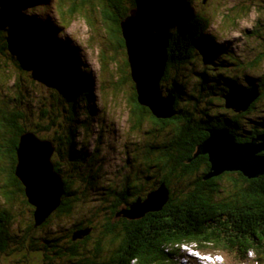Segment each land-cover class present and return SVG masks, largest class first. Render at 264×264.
I'll list each match as a JSON object with an SVG mask.
<instances>
[{"label":"trees","instance_id":"trees-1","mask_svg":"<svg viewBox=\"0 0 264 264\" xmlns=\"http://www.w3.org/2000/svg\"><path fill=\"white\" fill-rule=\"evenodd\" d=\"M21 1L23 0H0V54L7 52L10 57L15 58L14 53L6 50L10 48L11 43L18 44L17 49L23 52L25 58H29L30 64L41 71L43 79L48 84L57 85L62 79L65 85L64 88L59 87V96H62L61 98L69 105L67 120L72 123V127L65 128L63 134L58 135L55 132L53 139L58 140L59 148L62 149L60 153L64 155H60L61 159L67 158L74 170L84 172L89 166V160L86 159L84 152L77 151L78 132L80 129L85 132L83 126L79 127L78 109L81 107L79 96L84 92L83 89H91L93 86L91 75L80 69L81 60L76 48L70 42H65V39L64 41L60 39L63 31H60L56 24L43 17H31L30 13H28L30 19L24 20L22 17L17 19L21 12L26 13L34 7V0ZM97 1L100 14L104 18L112 39L117 43L118 49H125L120 23L129 16L131 9L140 8L146 17L155 20L156 31L161 33L168 42L170 57L161 89L164 95L171 93L175 98V116L172 118V123L177 125L183 122L185 128L178 131L173 129V127L176 128L174 125L169 126L170 128L160 126L159 121L152 117L148 109L137 104L134 92L133 97L129 99L131 103L129 101L127 103L130 109V122L133 124L132 129L140 130L144 123L149 125L152 123L150 131L146 133L151 136V142L144 139L143 144L146 145V151H143V155L146 160L151 155H154V158L149 159L143 173L154 171L158 178L156 176L155 184L145 194H140L144 187L140 188L135 178L133 181L127 180L128 184H124L126 185L124 189L116 186L101 190L105 192H100L101 205H103L100 210L108 212L115 222L113 226L106 227L105 232H102L103 237L104 235L108 237L109 252L104 261H100V257L106 253V250L100 248L99 241L97 243L99 246L90 257H87V262L78 261V264H182L181 260L187 259L182 250L184 245H190L202 254L222 255L225 264L226 262L264 264V176L248 180L240 173H225L224 176L205 180L209 172V168H206L208 160L195 156L198 145L206 140L204 136L207 128H220L227 125L229 131L238 138L243 131L251 130L250 128L254 125V127L263 125L261 132L264 131V109L261 107V102L264 101V75L258 80L259 84L252 82L257 81L255 76L259 74L258 68L264 65V51L260 47L261 50L257 51L252 58L244 60L230 53L226 55L223 49H214L213 39L209 38L211 34H206L210 22L193 10L194 0ZM41 2L44 6L48 5L46 0H41ZM251 2H256V0ZM82 6H84L83 3L75 2L70 15L74 16L77 9ZM238 8L240 11L244 9L243 7ZM11 16L15 18L11 19ZM225 18L233 22L237 21L229 16ZM7 22H12V25L7 26ZM6 29L10 30V35L7 37L4 36V34L8 35ZM258 38L264 43L263 34L258 35ZM216 52L217 57L214 54ZM197 54L206 57L200 56L206 62L207 60L210 62V68H221V74H216L226 76L224 78L229 84V89L238 87L242 93L257 94V98L245 113L235 119L228 118V114L213 113L222 99L217 98L220 102L210 100L216 97L213 95L212 88L213 74H207L204 71L206 67L203 70H197L194 67V56ZM120 66L118 71L122 75L123 71ZM127 66L126 61L125 67ZM231 69L233 72L230 71ZM189 75L193 77L194 84L185 83ZM125 79L132 83L130 75ZM125 79L119 83L121 84ZM257 86L259 90L252 92L251 89L256 90ZM132 88L134 90L133 83ZM206 93L207 97H205ZM22 94L23 91L19 90L15 106L9 100L0 101V159L2 160L0 173L8 174L9 187L13 192L25 198L22 185L15 177L19 138L22 134L29 132L22 124L26 118V113L22 109H24L23 106L29 104L25 102L30 99L25 96V102H23ZM210 94L212 96H209ZM86 96L92 98L90 93ZM201 98L203 103H201ZM206 98L209 99L206 101ZM59 103L60 100L52 105L57 108ZM176 112L179 115H176ZM258 114H261V117ZM47 115L48 112L43 111L41 118ZM55 115L48 123L38 125L34 133L37 136L39 133H49L56 125L58 117ZM162 137L164 142L158 144ZM55 169L60 172L56 167ZM146 179L148 180L147 177ZM63 181L65 195L62 205L51 218L60 214L68 216L73 210V205L79 201L77 193L79 187L73 188L72 181H69L72 183ZM156 184H158L157 188H155ZM161 184L169 190V201L160 212L147 214L135 221L119 216V213L126 209L125 207L138 198L145 199L147 194L157 190ZM96 185L99 191L100 186ZM228 185L232 189L230 194L224 192L223 188ZM94 189L92 188L90 192L96 193ZM128 189L133 191V196L127 197L131 192ZM12 191L11 195L14 197ZM82 193L84 191L81 195ZM3 196L4 199L10 201L11 198L6 191ZM124 196L129 198L127 204L121 201ZM24 203L28 205L26 199ZM12 218L13 215L8 210L0 211V256H3L0 260L6 257L8 258L6 264H20L9 260L23 254L20 253V246L25 245L29 237L24 235L25 238L22 241L19 243L16 241V237L12 234L15 225ZM50 219L45 225L50 222ZM33 223H35L34 217ZM79 224L76 231L88 228L91 230L88 236L76 242L67 238L69 240L66 243L67 247H63L59 239H42L45 242V251L53 255L48 258L47 254L42 253V259L54 260L55 257L62 264H76L72 262L79 259L76 254L77 249L85 244L95 231L91 223L80 222ZM21 235L19 237H22ZM35 243V241H29L25 252L31 251L32 254L33 251L34 259H39V252H37L39 249ZM28 256L29 253H26L24 257H21L28 261Z\"/></svg>","mask_w":264,"mask_h":264},{"label":"rangeland","instance_id":"rangeland-1","mask_svg":"<svg viewBox=\"0 0 264 264\" xmlns=\"http://www.w3.org/2000/svg\"><path fill=\"white\" fill-rule=\"evenodd\" d=\"M46 1H48V5L44 6L41 0H34V7L26 13L21 12L17 19L21 17L24 20L31 17H43L56 24L60 31H63V36L60 39H63V41L64 39L69 40L70 44L76 48L81 60L80 69L89 72L91 75L92 88H84V92L79 96L81 106L78 109L80 113L79 120L81 121H79V127L83 126L85 132L80 129L76 141L77 151L86 154L89 166L84 172L80 173L78 169L74 170L73 166L69 165L67 158L62 160L61 156H59V159L56 160V157L54 159L53 156V163L60 170V172H57L63 180L72 181L73 183H69L73 184V188L79 187L77 191L79 201L73 205V210L68 216L60 214L51 218L52 214L48 218V220L51 218L50 222L37 229L32 227L33 208L24 203L26 198L13 192L11 187H9V175L0 173V211L8 210L13 215L12 220L15 221V225L12 234L16 237L18 243L25 238L24 235L30 238L27 239L25 245L20 246V253H23L21 256L24 257L26 253H29L28 261L21 256L9 261L12 260V263L19 262L20 264H44L43 262L45 264H62L55 257L54 260L48 259L45 261L42 259V253L47 254L48 258L53 256L52 253L49 254L45 251V242L42 239H59L63 243L62 246L67 247L68 244L66 243L69 241L67 238L72 239L70 232L76 231L80 222L91 223L95 227V231L89 240L77 249L76 254H78L79 259L77 261L74 260L72 263L87 262V257H90L95 252L96 247L99 246L97 244L99 241L100 248L106 250V253L100 257V261H104L110 245L108 237L105 235L103 237L102 232L106 230V227L113 226L115 222L108 212L100 210V207L103 206L101 205L100 192H105L101 191L102 189L107 190L116 186L122 188L128 175L129 180L133 181L135 178L136 184L139 187H144L140 194L150 191L158 176L154 171L143 173L147 168L146 164L149 159L154 158V155H151L148 160L144 158L143 151H146V145L143 142L144 139L149 143L151 142V136L146 135V133L150 131L152 123L150 125L144 123L140 130L132 129L133 124L130 122V109L127 104L132 95V89H130L132 83L126 80L121 84L119 83L129 75V71L125 67L126 51L122 48L118 49L117 43L112 39L104 18L100 14L98 1ZM194 1L193 10L206 17L210 22V27L206 34H212L218 39L215 45L217 50L223 49L226 54L230 53L236 58L243 59L252 58L261 49L264 51V43L258 38V35H264V0H256V2H251L250 0ZM75 2L77 4L83 3L84 6L79 7L77 13L71 16L70 12ZM238 7H243L244 9L240 11ZM28 13H30L31 17L28 16ZM227 16L233 20L237 19V21L233 22L230 19H226L225 17ZM14 18V16H11V19ZM9 25L11 26L12 22H7V26ZM6 31L8 35L4 34L5 37L10 35V30L6 29ZM250 31L255 33L251 34L252 32ZM18 47V44L11 43L10 48L6 50L9 53H14L15 58L10 57L7 52H4L5 55L0 54V101L3 99L5 101L9 100L15 106L17 105L16 99H18L19 90L23 91V99L21 100L25 102L24 97L26 96L30 101H26L25 103L29 104L23 106L24 109L22 111L26 113V118L22 124L24 129L33 133L36 132L35 129H37L38 125L42 126L43 123H48L50 118L56 114L55 116L58 118L56 119L55 127L49 133L38 134L40 139L51 141L55 147L52 141H56V139H53L55 132L58 135L63 134L65 128L69 129L72 127V123L67 120L69 105L61 98L62 96H59V87L64 88L65 84L62 79L57 85L48 84L43 79L41 71L30 64L29 58H25L23 52L17 49ZM214 54L216 57L218 56L217 52ZM200 56L205 57L202 54L194 56V67L197 70H203L206 67L204 71L212 75L211 69L213 67L210 68V62L208 60L206 62ZM119 65L122 66H120L123 71L122 75L118 71ZM258 69V75H264V65ZM230 71L233 72L232 69ZM217 73L221 74V70ZM184 75H187V73H184ZM178 78L181 79L179 75ZM185 83L194 84L195 81L189 75ZM87 93H90L92 98L87 97ZM59 100L60 103L55 108L52 104ZM261 107L264 109V101L261 102ZM29 109L31 110L29 111ZM43 111L48 112L45 118H41ZM258 115L261 117V114ZM75 126H73V129H75ZM159 141L160 143L158 144L164 142L163 137ZM1 161L0 159V163H2ZM234 177L237 178V176ZM96 184L100 186L99 191L96 189L98 187ZM157 185L155 188H157ZM230 185L223 187L224 192H228V194L232 192ZM92 188H95L96 193L90 192ZM4 191L9 194L10 201L4 199ZM11 191L14 197L11 195ZM83 191L84 193L81 195ZM218 198H221V196H218ZM87 226L92 227L90 225ZM23 232L25 233L22 234ZM19 235L23 238L19 237ZM29 241L36 242L35 244L39 249L37 251L39 252V259H34L35 253L33 251L32 254L31 251L25 252L28 249L26 246H28ZM182 250L183 252L186 251L183 247ZM213 255H216V257L210 258L207 254L200 253V258L182 260V264L191 262L212 264V261H218V264H220L224 260L222 255ZM0 258H3V256H0ZM6 263H8V258L5 257L4 260H0V264ZM226 263L231 264V262Z\"/></svg>","mask_w":264,"mask_h":264},{"label":"water","instance_id":"water-1","mask_svg":"<svg viewBox=\"0 0 264 264\" xmlns=\"http://www.w3.org/2000/svg\"><path fill=\"white\" fill-rule=\"evenodd\" d=\"M120 28L127 57L126 69L134 85L131 97L135 92L137 104L148 109L156 120H171L175 116V98L171 93L163 95L161 90L170 59L167 40L156 31L155 20L146 17L140 8L131 9ZM256 98L254 93L222 95L225 108L236 113L245 112ZM196 150V157L207 156L209 172L205 180L225 173H240L248 180L264 176V134L250 143L239 144L227 130H210ZM55 151L51 141L42 140L33 132H26L19 138L15 177L22 185L28 205L33 208L35 229L44 225L60 208L65 195L63 178L53 163ZM168 201L169 190L161 184L145 199L138 198L123 209L119 216L139 220L147 214L160 212ZM90 231H75L72 241L85 238Z\"/></svg>","mask_w":264,"mask_h":264},{"label":"flooded vegetation","instance_id":"flooded-vegetation-1","mask_svg":"<svg viewBox=\"0 0 264 264\" xmlns=\"http://www.w3.org/2000/svg\"><path fill=\"white\" fill-rule=\"evenodd\" d=\"M210 39H213V41H212V43L214 44L213 45V47H214V49H216L217 50V48L215 47V45H216V42L218 41V39H217V37H215V36H213L212 34L210 35V37H209ZM227 55V54H226ZM244 60H246V59H244ZM221 70V68H212L211 69V73H213V78H214V83L212 84V88H213V95H215L216 97H213V98H210V100L212 101H217V102H220L217 98H219V99H222V95H225V94H228V93H237V92H240L239 90H238V87H234V88H230L229 89V84H228V82L226 81V79L224 78V77H226V76H224L223 77V75H218V74H216L218 71H220ZM263 77V75L261 74V75H256L255 76V78H257V81H252V82H254V83H258L259 84V79H261ZM235 88H237V89H235ZM130 89H132V87L130 88ZM259 90V87L257 86V88H256V90L255 89H251V91L252 92H255V91H258ZM217 93H219L218 95H216ZM133 94V93H132ZM208 96V94L206 93V96L205 97H207ZM209 96H212L211 94L209 95ZM209 98H206V101L208 100ZM201 103H203V99L201 98ZM221 103H222V106H221ZM221 103L219 104V106H217L216 105V109L214 110V114H217V112H219V113H223V114H228V118H230V119H235V118H237L238 116H241L243 113H245V112H240V113H236V112H234V111H232V110H228V109H226L225 108V100L224 99H222V101H221ZM182 108V107H181ZM191 111H192V109H190ZM176 111H177V109H176ZM176 115H179L177 112H176ZM263 116H264V114H263ZM159 121V122H158ZM157 122L159 123V125L160 126H163V128H170L169 126H172V125H174L176 128H174L173 127V129H176V130H178V131H180V130H184V123L183 122H180L179 124H177V125H175V124H173L172 123V119L171 120H158ZM263 121H261V123H262ZM260 125V124H259ZM250 126V125H249ZM255 126V125H254ZM254 126H252L250 129L251 130H249V131H243V133L239 136V138L236 136V135H234L233 133H231V131H229V128L227 127V125H225V126H223V127H215V128H212V127H210V128H207V132H206V135L204 136V137H208V131H210V130H227L230 134H231V136L233 137V139H234V141L236 142V143H239V144H246V143H249V142H252L254 139H256L258 136H260V135H262V133H264V131L263 132H261V130H263V125L262 126H256V127H254ZM198 132V131H197ZM201 132V131H200ZM200 132H198V133H200ZM259 133V135H257V133ZM202 134V133H201ZM54 141V144H55V147H56V152H55V154H54V159H55V157H56V160H58L59 159V156L60 155H62L60 152H61V150L62 149H60L59 148V142H58V140H53ZM264 154V153H263ZM203 158H207V156H202ZM90 158H91V156H90ZM56 166V165H55ZM209 168V163H208V161H207V164H206V168ZM225 174H223V175H221V176H224ZM129 176V175H128ZM127 176V178H126V180H125V182H124V184H128V182H127V180H129V177ZM123 184V186H122V189H124V187L126 186V185H124ZM140 188H143V187H140ZM128 190H130V189H128ZM123 191V190H122ZM131 191V190H130ZM129 194V196H127V197H131V196H133L134 195V193H133V191H131L130 193H128ZM126 196H124V197H122V202H124V203H128L127 201H128V199L129 198H127ZM143 199V198H142ZM134 202V201H133ZM129 206H127V207H125L126 209L128 208Z\"/></svg>","mask_w":264,"mask_h":264},{"label":"clouds","instance_id":"clouds-1","mask_svg":"<svg viewBox=\"0 0 264 264\" xmlns=\"http://www.w3.org/2000/svg\"><path fill=\"white\" fill-rule=\"evenodd\" d=\"M183 248H185V250H186L185 251V254H186L187 257H195V258L200 257V252L197 251L192 246H190V245H184ZM188 253L190 254V256H189ZM192 253H196V254L193 256ZM217 255H219V254H217ZM207 256H209L210 258H215L216 257V255H213V254H207ZM212 264H218V261L217 262H213L212 261ZM220 264H225L224 260H222Z\"/></svg>","mask_w":264,"mask_h":264},{"label":"bare ground","instance_id":"bare-ground-1","mask_svg":"<svg viewBox=\"0 0 264 264\" xmlns=\"http://www.w3.org/2000/svg\"><path fill=\"white\" fill-rule=\"evenodd\" d=\"M69 42L67 39H65V42ZM200 258V257H199ZM188 259H192V260H194L195 259V257H187V259L186 260H188ZM182 261V260H181ZM189 264H196L195 262H191V263H189Z\"/></svg>","mask_w":264,"mask_h":264}]
</instances>
